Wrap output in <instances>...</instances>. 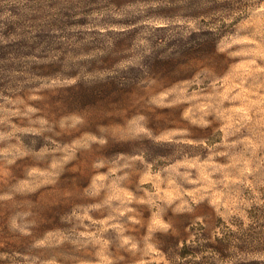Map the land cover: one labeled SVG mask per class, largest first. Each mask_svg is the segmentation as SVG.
I'll use <instances>...</instances> for the list:
<instances>
[{"label":"clouds","instance_id":"1","mask_svg":"<svg viewBox=\"0 0 264 264\" xmlns=\"http://www.w3.org/2000/svg\"><path fill=\"white\" fill-rule=\"evenodd\" d=\"M0 264H264V0H0Z\"/></svg>","mask_w":264,"mask_h":264}]
</instances>
